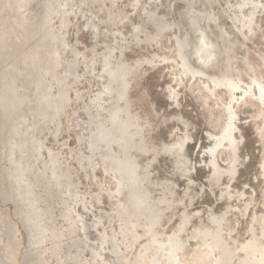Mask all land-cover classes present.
I'll list each match as a JSON object with an SVG mask.
<instances>
[{"label":"rangeland","instance_id":"1","mask_svg":"<svg viewBox=\"0 0 264 264\" xmlns=\"http://www.w3.org/2000/svg\"><path fill=\"white\" fill-rule=\"evenodd\" d=\"M71 1L64 5V0H0V30L4 32L0 33V61L4 62L0 65V264H127L139 252L145 262L151 260V220L141 214L126 222L119 210L124 206L127 213H132L128 200L134 189L127 185L131 169L123 171L113 158V154L118 153L117 148L114 147V153L106 154L111 142L97 137L104 126L113 125L112 112L119 114V126L134 122L153 131L154 136L146 140L142 138L145 127H140L139 144L131 147L135 152L132 170L140 179L138 192L147 193L150 199H159L168 193L169 184L173 186L176 202L165 210L159 225L155 226L167 244L169 232L176 228L179 217L183 216L187 221L180 235L181 246L172 256V264H200L204 260L205 264H240L249 239L257 240L264 249V239L255 231L246 229L245 221H241L234 211H227L224 224L220 223L217 213L221 207L216 204L221 191L229 188L232 191L233 182L245 164V155L240 152L243 147L238 139L241 138L242 142L246 131L247 136L264 131V93L260 95L259 89L264 87V5L250 0H225L226 4L222 3L224 0ZM60 6L64 10L58 13L54 9ZM234 8L238 10L234 11L235 14ZM55 13L59 17L64 16L69 27L59 26L60 18ZM240 14L243 18L236 26L238 30L243 28L242 32L232 29L233 21L230 19ZM253 14L256 17L253 20L254 33L250 34L246 24ZM45 15L48 16L46 22ZM203 33L212 51L214 49L213 63L195 57L199 37ZM70 37L89 48L90 59L75 51L77 46ZM68 39L70 44L65 43ZM182 42L186 44L183 53ZM8 54L12 55L11 58ZM38 55L42 58L43 67L36 74L29 75L30 61L27 58ZM183 55L188 69L183 66ZM110 59L124 70L131 68L127 74H133V77L123 79L120 74L109 77L105 66ZM46 68L55 69L64 79L65 69H70L73 75L72 80H66L69 86L66 87L65 102L52 115L44 107L41 95L33 97L38 90L40 74L50 84L51 96L58 93L56 78L50 71L46 72ZM228 80L242 85L234 90L238 94L237 99L233 97V90L227 87ZM108 83L110 90L106 89ZM242 90L249 92L240 93ZM94 94L99 95L97 104ZM191 94L201 97L195 101L196 104L202 102L209 110L216 107L226 111L225 123L218 131L195 123L183 112V103ZM245 97L251 100L253 109L243 120H251L252 124L247 126L249 128L241 125L242 132L236 131L232 135L238 141L233 166L222 164L218 155L228 143L216 149L214 162L220 174L207 182L205 175L209 167L201 161L210 141L206 137L219 138L226 130L229 118L237 120ZM168 98L172 101L167 103ZM130 103L132 107L138 104L134 114L128 106ZM59 110L64 112L60 114ZM119 126H112V139L121 135ZM169 128H173V132ZM162 132H168L167 136ZM183 140L188 143L182 144L180 141ZM263 143L264 140L257 142L262 158ZM118 146L121 150L122 141H118ZM167 148L170 155L161 159V152ZM185 158L188 164H185ZM180 159L185 165L181 168ZM184 175H188L190 183H184ZM66 183L67 190L64 187ZM262 193L260 204L264 207V191ZM200 197L208 198L209 206L202 207L198 203ZM254 199V193L243 198L239 208L251 204ZM195 206L198 208L194 209ZM205 215L211 219L207 220ZM192 216H196L194 219L199 223L194 222ZM209 220L217 226L211 222V227ZM132 221L137 222L135 224L143 234L139 241L133 237ZM208 225L211 228H207ZM215 228L220 230L218 236L219 233L224 235L219 239L224 245L217 244V234L211 235L217 237L215 242L210 238V234L216 232ZM39 230L43 234L37 240L35 234ZM57 232L60 234L56 235ZM208 246L214 248L212 255L207 251ZM226 246L229 257L225 258L223 247ZM166 248L165 251L170 247ZM162 254L159 255L160 262L167 264V256ZM259 257L264 263V254Z\"/></svg>","mask_w":264,"mask_h":264},{"label":"bare ground","instance_id":"2","mask_svg":"<svg viewBox=\"0 0 264 264\" xmlns=\"http://www.w3.org/2000/svg\"><path fill=\"white\" fill-rule=\"evenodd\" d=\"M71 0H64V5L65 4H67L68 2H70ZM73 1V0H72ZM71 1V2H72ZM104 1V0H103ZM146 1V0H145ZM209 1H213V0H209ZM225 1V0H224ZM264 0H250V2H253L254 4H256V2H258L259 3V5H261V6H263L264 4V2H263ZM121 2V1H120ZM119 2V3H120ZM126 2H128V1H126ZM108 3L110 4V2L108 1ZM130 3V2H129ZM142 3V2H141ZM149 3V2H148ZM222 3H227L226 1L225 2H222ZM252 3V4H253ZM70 4V3H69ZM101 4V3H100ZM122 4V3H121ZM25 5V4H24ZM81 5H82V2H81ZM219 5V4H218ZM217 5V6H218ZM18 6H20V4L19 5H16L15 6V8L14 9H16V7H18ZM129 6L130 5H128V8H129ZM134 6H136V7H139V6H137V5H134ZM226 6V5H225ZM123 7V6H122ZM131 7V6H130ZM133 7V6H132ZM228 7H230V6H228ZM63 7L62 6H60V7H56L54 10L56 11V12H58V13H60V12H62V10H64V9H62ZM80 8H81V6H80ZM85 8V7H84ZM84 8H81V9H84ZM133 8H135V7H133ZM105 9V8H104ZM228 9V8H227ZM2 10V9H1ZM80 10V9H79ZM78 10V11H79ZM122 10H125V8L124 9H122ZM130 10H132L131 8H130ZM135 10V9H134ZM221 10V9H220ZM235 10H237L236 8H234V10H232L233 12L235 11ZM81 11V10H80ZM133 11V10H132ZM238 11V10H237ZM14 12V11H13ZM52 12V11H51ZM104 12H106V11H104ZM122 12V11H121ZM127 12H130V11H127ZM222 12H223V10H222ZM116 13H118V12H116ZM132 13V12H131ZM225 13V12H224ZM227 14H228V12H226ZM63 14V13H62ZM107 14H108V12H107ZM128 14V13H127ZM233 14V13H232ZM234 14H235V12H234ZM55 15H59V14H56L55 13ZM102 15H104V14H102ZM230 15H231V12H230ZM60 16V15H59ZM58 16V18H60V20H59V26H66L67 25V22L68 21H66V18L64 17V16H61V17H59ZM68 16V15H67ZM106 16V15H105ZM108 16V15H107ZM126 16V15H125ZM233 16V15H232ZM255 16H256V14H255ZM7 17V16H6ZM44 17V21L46 20L47 21V19H48V16H43ZM99 18L101 17V16H98ZM117 17H118V15H117ZM127 17V16H126ZM128 17H131V16H128ZM230 17V16H229ZM240 19H239V18ZM98 18V19H99ZM115 18V17H114ZM242 18H243V16L241 17V14L240 15H238L237 16V18H231L230 17V19H232V21H233V23H232V29L233 30H235V29H237V31L238 32H242V31H244V29L243 28H241V26H240V28L241 29H239L238 30V28H237V26L236 25H240V23H241V20H242ZM247 18V17H246ZM254 18H256V17H254V14L252 15V17H251V20L249 21V23H248V21H247V24H246V26L249 28L248 30H249V33L250 34H253L254 32H253V20H254ZM8 19V18H7ZM13 19V18H12ZM57 19V18H56ZM69 19V18H68ZM101 19V18H100ZM102 19H105V18H102ZM244 20V19H243ZM22 21V20H21ZM24 21V20H23ZM45 21V22H46ZM240 21V22H239ZM119 22V21H118ZM17 23H19V22H17ZM115 23V22H114ZM71 24V23H70ZM116 24V23H115ZM231 24V23H230ZM58 25V24H57ZM68 26V25H67ZM71 26H72V24H71ZM70 26V27H71ZM120 26V25H119ZM244 26V25H243ZM242 26V27H243ZM57 27V26H56ZM69 27V26H68ZM74 27V26H73ZM46 29V28H45ZM60 29V28H59ZM58 29V30H59ZM61 29H62V27H61ZM72 29V28H71ZM75 29V28H74ZM57 30V31H58ZM73 30V29H72ZM56 31V32H57ZM74 31V30H73ZM14 32V31H13ZM64 32V31H63ZM245 32H247V29H246V31ZM259 32V31H258ZM0 33H4V32H2L1 30H0ZM31 33V32H30ZM74 33V32H73ZM73 33H72V35H73ZM71 34V33H70ZM237 34V33H236ZM259 34V33H258ZM75 35V34H74ZM247 35V34H246ZM257 36V35H256ZM261 36V35H260ZM75 37V36H74ZM73 37V38H74ZM258 37H256V39H257ZM70 41L73 43V44H75L76 46H77V49H75V51L77 50V52H79V53H82L83 55H84V57L85 58H89L90 59V57H89V53L91 52H89V48L86 46V45H84V44H82L81 42H78L77 40H76V38H74L73 39V41H72V38L70 37ZM166 39V38H165ZM23 40V39H22ZM262 42V41H261ZM65 43L66 44H70V42H69V39L68 40H66L65 41ZM192 43V42H191ZM191 43H188V44H191ZM197 43V42H196ZM232 45V44H231ZM234 45V44H233ZM232 45V46H233ZM105 46V45H104ZM190 46V45H189ZM216 46V45H215ZM230 46V45H229ZM33 47V46H32ZM105 47H107V46H105ZM180 47H181V50H182V53H183V51L185 50V48H186V44L184 43V42H182V43H180ZM100 48V47H99ZM231 48V47H230ZM229 48V49H230ZM32 49V48H31ZM235 49V48H234ZM91 50V49H90ZM100 50H101V48H100ZM31 51V50H30ZM74 51V52H75ZM97 51H98V49H97ZM108 51V50H107ZM136 51H137V49H136ZM179 51V50H178ZM213 51H214V49H213ZM212 51V49L210 48V46H209V43L205 40V34L203 33V34H201L200 35V37H199V41H198V44H197V48H196V52H195V57L197 58V59H199V60H202V61H204V62H211V61H213L214 60V56H213V52ZM99 52V51H98ZM104 52V51H103ZM229 52V51H228ZM230 52H231V50H230ZM230 52H229V54H230ZM181 53V52H180ZM76 54H78V53H76ZM132 54H134V53H132ZM129 55V54H128ZM134 55H136V54H134ZM8 56L11 58V54H8ZM77 56H79V55H77ZM91 56V55H90ZM133 56V55H132ZM179 56V55H178ZM182 56V55H181ZM131 57V56H130ZM228 58V57H227ZM51 59H53L54 60V58H51ZM87 59H85V62H86V60ZM27 60L28 61H30V66H29V72H28V74L29 75H34V74H36L38 71H40V69H41V67H43L42 66V58L41 57H39V55L37 56V57H28L27 58ZM180 60V59H179ZM196 61V60H195ZM90 62V61H89ZM114 61L112 60V59H110V60H108L107 61V63H106V66H105V68L107 67L108 68V74H109V77L110 76H114V75H116V74H120L121 76H122V78L124 79V77H133V74H131V75H129V74H127L128 73V71L131 69V68H129V69H126V70H124V69H122V67H120L119 65H117V64H114L113 63ZM183 66L186 68V69H188L189 67V65H188V63L185 61V59H184V55H183ZM3 60L1 59V61H0V65L2 66L3 65ZM87 63V62H86ZM116 63V62H115ZM135 63V62H134ZM211 63H213V62H211ZM258 64V63H257ZM9 65V64H8ZM52 65V64H51ZM88 66V65H87ZM47 69V68H46ZM45 69V71L46 72H51L52 73V76L53 77H55L56 78V82L58 83V88H59V90H58V93L57 94H55L54 96H51V86H50V84L45 80V78L42 76V74H40L39 75V77H38V79H37V83H38V90H37V92H35L34 93V95H33V97H35V96H39V95H41L42 96V100H43V104H44V107L45 108H47V109H49L52 113L50 114V115H52L54 112H56V110H57V108H58V106L59 105H62L65 101V94H67L66 92L68 91V89L66 88L67 86H69V85H66V80L68 81V79H71L72 80V78H73V75H72V72H71V70L70 69H65L64 70V73L63 74H65V79L63 78L64 76H62V74H58L57 73V71L55 70V69H53L52 71L50 70V69H47L46 70ZM63 70V69H62ZM58 71H59V69H58ZM123 73V74H122ZM154 75H158L159 76V74H157V73H155ZM120 76V77H121ZM149 76V75H148ZM119 77V76H118ZM119 77V78H120ZM115 78V77H114ZM148 78V77H147ZM163 78V77H162ZM146 79V78H145ZM152 79H153V77H152ZM218 79H220V78H218ZM70 80V81H71ZM148 80V79H147ZM149 80H151V79H149ZM148 80V81H149ZM154 80V79H153ZM156 81H157V78L155 79ZM159 80V79H158ZM126 81V80H125ZM146 81V80H145ZM218 81H220V82H222L223 83V81L222 80H218ZM7 82H9V80L7 81ZM72 82V81H71ZM122 82H123V80H122ZM121 82V83H122ZM150 82H152V80L150 81ZM73 83H75L74 81H73ZM124 83V82H123ZM153 83V82H152ZM68 84H70V82L68 83ZM149 84H151V83H149ZM226 84H227V87H229L230 89H232L233 90V97L235 98V99H237L238 97V94H237V92H235L234 93V90H236V89H239V87H240V85H238L236 82H234L233 80H228L227 82H226ZM76 85V84H75ZM159 85V84H158ZM77 87H78V84L76 85ZM123 86V85H122ZM242 86V85H241ZM76 87V88H77ZM164 87V86H163ZM188 87V86H187ZM81 88V87H80ZM122 88V87H121ZM264 88V87H263ZM262 87H260L259 89L261 90V92H260V95H262V93H264V89H263ZM82 89V88H81ZM106 89L107 90H110V86H109V83L106 85ZM258 89V91H260ZM123 90V89H122ZM162 90V89H161ZM186 90H187V88H186ZM190 90H191V88H190ZM189 90V91H190ZM226 90V89H225ZM22 91V90H21ZM101 91V90H100ZM188 91V92H189ZM79 92V91H78ZM77 92V93H78ZM163 92V91H162ZM193 92V91H192ZM247 92H249V90H242L240 93H247ZM76 93V94H77ZM195 93V92H194ZM123 94V93H122ZM121 94V95H122ZM126 94V93H125ZM124 95V94H123ZM80 96V95H79ZM196 96H198V94L196 95ZM195 96V94H191V95H188V99L187 100H185L184 101V105H183V108H182V110H184L183 112H185V114H187V115H189V117L191 116V118H193V121L195 122H198V123H200V125H203V126H206L207 128H212L214 131L216 130V131H218V129L219 128H221L222 127V125L225 123V118H226V116H227V114H226V111L223 109V108H218L219 110H217V108L215 107L214 108V110H209L207 107H205L204 106V103H202V102H197V104H196V102L195 101H198L197 99L198 98H201L200 96H198V97H196ZM246 96H248V95H246ZM79 98V97H78ZM186 98H187V96H186ZM248 98V97H247ZM247 98L245 97V99L244 100H246L245 102H241V104H240V111H239V114H238V118H237V120H235V118L233 119H230L229 118V122H228V125L226 126V130L223 132V134L218 138V137H211V136H208V137H206V138H209V142L207 143L208 144V146L206 147V151L204 152V155H205V157H202L201 158V161L202 162H204L205 163V166H208L209 167V171H208V173H206V175H205V181H207V182H211L214 178H216L219 174H220V169L218 168V167H216V164H215V162H214V157L216 156V149L218 148V149H220L222 146H225V144L226 143H228L227 144V146H225L226 148L225 149H223L222 151H220L219 152V159H220V162L222 163V164H224V165H231L232 164V166H233V164H234V151L236 150L237 151V148H238V141H237V139L236 138H233V134H235V132L236 131H238V132H242V130L240 129L241 128V125L242 126H245L246 128H249V127H247L248 125H250V124H252V122H251V120L249 121V120H247V121H244L243 120V118H245V116H248L250 113H251V111H252V109H253V105H252V103L249 101V100H247ZM93 99L96 101V100H98L99 99V95L98 94H94L93 95ZM125 99H126V97H125ZM160 99V98H159ZM183 99H184V97H183ZM233 99V98H232ZM171 100V98H168V99H166V102L168 101V102H171L170 101ZM39 101V100H38ZM199 101H203V99L201 100V99H199ZM79 102V101H78ZM167 102V103H168ZM93 103H94V101H93ZM121 103V102H120ZM160 103V102H159ZM182 103V102H181ZM33 104V103H32ZM80 104V103H79ZM95 104H97V101H96V103ZM118 104V103H117ZM124 104V103H123ZM157 104V103H156ZM163 104H165V103H163ZM37 105V104H36ZM120 105V104H119ZM122 105V104H121ZM165 105H167V104H165ZM107 106V105H106ZM127 106V105H126ZM125 106V107H126ZM129 108L133 111V114H134V111L137 109V107H138V104L137 103H135V105L132 107V103H130L129 105ZM161 106H162V104H161ZM160 106V107H161ZM109 107V106H108ZM118 107V106H117ZM123 107V106H122ZM163 107H164V105H163ZM167 107V106H166ZM170 107V106H169ZM39 108V107H38ZM118 108H120V107H118ZM32 111V110H31ZM60 111V110H59ZM64 112V110H61L60 111V114L61 113H63ZM126 112V111H125ZM124 112V113H125ZM130 112V111H129ZM182 112V113H183ZM128 113V112H127ZM122 114V113H121ZM125 115V114H124ZM186 115V116H187ZM131 117V116H130ZM188 117V116H187ZM243 120V121H241L240 120V118ZM32 118V117H31ZM128 119H129V116L127 117ZM247 118V117H246ZM245 118V119H246ZM132 119V118H131ZM239 119V120H238ZM50 121H51V119H49ZM55 121V120H54ZM109 121V120H108ZM111 121H112V123H113V125L116 127H118L119 126V124L121 123V121L119 120V114L116 112V113H113L112 112V116H111ZM110 121V122H111ZM109 122V123H110ZM195 122V123H196ZM162 123V122H161ZM237 123H239L238 125H237ZM243 123V124H242ZM254 123V122H253ZM112 125V126H113ZM167 125V124H166ZM263 125V124H262ZM46 126V125H45ZM112 126L111 127H101L102 129L99 131L100 133V135H98L97 137H99L100 136V138H101V140H104V141H110L111 143L109 144V146H108V148H106V150H105V153L106 154H112V153H114L115 151H114V147H116L117 148V150H118V153H116V154H113V158H114V160H116V161H118V163L121 165H118L120 168H122L123 169V171H127L128 169H131V170H129L128 172H129V176H128V181H127V185L129 186V187H132L133 189H134V192H133V194L129 197V200H128V205H129V207L131 208V210H132V213L131 214H129V213H127V211H126V208L124 207V206H122V207H120V214H121V217H122V219L124 220V221H129V220H131V219H134L135 217H138L139 215H141V214H145L150 220H151V225H150V227H149V232L151 233V235H152V238H151V241L152 242H150V245H149V248H151L152 250H150V251H152L153 252V256H152V258H150L151 260L149 261V262H145L144 261V259L142 258V253H140L139 252V254L138 255H136L135 256V258L133 259V260H131L130 262H127V264H161V262H160V259H159V255L160 254H162V255H166L167 256V264H172L173 262H172V259L174 258V257H172L173 256V254H174V252L176 251V249L177 248H179V246H181V243H180V238H181V231H183V227H184V222L186 221H184V217L183 216H181V217H179V221H178V223L176 222V228L172 231V232H169L170 234H169V237H168V243L167 244H165V242L162 240V237H161V232H158L157 231V228L155 227V226H157V225H159V223H160V220L162 219V217H163V215H164V213H165V210H167V209H169L170 207H172V206H174V204H175V202H176V194H175V191L173 190V186L171 185V184H169L168 185V193L167 194H165V195H163V196H161L159 199H150V196L147 194V193H141V192H138L139 191V186H140V179H139V177H137L136 175H135V173H134V171L132 170V164L134 163V153L135 152H132V148H135V146L137 145V144H139L138 143V139H139V137H140V135L138 134L139 133V130H141L140 129V127H145L144 125H141V124H138V123H131V124H126V123H123L122 124V126H119L120 128H119V130L121 131V135L120 136H117L115 139H112ZM174 126V125H173ZM178 126V125H177ZM253 126H255V124L253 125ZM171 127V126H170ZM251 127H252V125H251ZM55 128V127H54ZM57 128V127H56ZM163 128L164 127H162V130H163ZM175 128V127H174ZM183 128V127H182ZM244 128V127H243ZM242 128V129H243ZM246 128L245 129H243V130H246ZM143 129V128H142ZM169 129H171V128H169ZM173 129V128H172ZM171 129V131L173 132V130ZM180 129V128H179ZM239 129H240V131H239ZM251 129V128H250ZM255 129H256V127H255ZM145 131H143V137L142 138H144V139H146V140H150L151 138H152V135L154 136V134H153V131L151 130V128H146L145 127V129H144ZM166 130V129H165ZM164 130V131H165ZM168 130V129H167ZM174 130H176V132L178 131L177 129H174ZM247 130H249V129H247ZM13 131V130H12ZM170 131V130H169ZM179 132V131H178ZM177 132V133H178ZM254 132V131H253ZM160 133H161V130H160ZM168 132H164V134H163V132H162V135H166ZM170 133V132H169ZM16 134H18V133H16ZM49 134V133H48ZM171 134V133H170ZM173 134V133H172ZM242 134V133H241ZM247 134V131L245 132V134H244V136H245V138H244V140L241 142V136H239V138L240 139H238L239 141H240V143L242 144V147L243 148H241L242 150L240 151V152H242L244 155H245V164L241 167V169H240V172L238 173V178L236 177V179H235V181L233 182V186L231 187L232 188V191H231V189L229 188L228 190H226V191H221L220 192V194L218 195L217 193V195H218V199H217V207H218V205H220V207H221V209L219 210V212L217 213V217H218V220H219V222L220 223H222V224H224V220H225V218L226 217H224L225 216V213L227 212V211H234L235 212V215L236 216H239L240 218H241V221L242 220H244L245 221V228L246 229H248L249 228V230H253V231H255L256 232V234L257 235H259L260 236V238H263L264 239V207L260 204V196H261V194L263 195V191H264V158H262V156L260 155V153L258 152V150H257V147L259 146L258 144H257V142H259V140L261 141V140H264V131H259V132H257L255 135H252V136H247L246 135ZM248 134H249V132H248ZM250 134H251V132H250ZM219 135V134H218ZM239 135H240V133H239ZM167 136V135H166ZM176 136V135H175ZM242 136H243V134H242ZM246 137H247V139H246ZM18 138V137H17ZM173 138V137H172ZM236 139V140H235ZM12 140V139H11ZM93 141V140H92ZM118 141H122V147H121V150H120V148H119V146H118ZM13 145H15V142H14V139L12 140V141H10ZM18 142V141H17ZM182 144H184L185 142H187V141H180ZM180 142H178V143H180ZM120 143V142H119ZM188 143V142H187ZM264 144V143H263ZM10 145V144H9ZM12 145V146H13ZM178 145V144H177ZM181 145V144H180ZM258 145V146H257ZM49 146H51V145H49ZM132 147V148H131ZM152 147V146H151ZM176 147V146H175ZM187 148V147H186ZM185 148V149H186ZM240 148V147H239ZM261 148V147H260ZM181 149V148H180ZM262 149V148H261ZM264 149V148H263ZM192 150V149H191ZM178 151H179V149H178ZM252 151H255L256 152V154H254V152H252ZM175 152V151H174ZM179 152H181L182 153V150L181 151H179ZM239 152V153H240ZM258 152V153H257ZM185 153V152H184ZM175 155H177L176 153H174ZM173 154V155H174ZM238 154V153H237ZM15 155V153H14V151H13V155L12 156H14ZM166 155H170V150L167 148L165 151H163V152H161V156H160V158L162 159V157H164V156H166ZM110 156V155H109ZM172 156V155H171ZM178 156V155H177ZM180 156V155H179ZM241 156V155H240ZM243 156V155H242ZM167 157V156H166ZM178 159H179V157H177ZM177 158H175V159H177ZM181 158V157H180ZM168 159H170V158H168ZM173 160H174V158H173ZM185 160H186V158H185ZM198 161H199V159H198ZM176 162V161H175ZM182 162V160L180 159V163ZM189 162V161H188ZM208 163V164H207ZM244 163V162H243ZM181 164H183V162L181 163ZM185 164H188L187 163V160H186V162H185ZM117 165V164H116ZM136 166V165H135ZM181 166H185L184 164L183 165H180V168H181ZM231 166V167H232ZM173 167H174V165H173ZM193 167V166H192ZM211 167V168H210ZM118 168V167H117ZM136 168V167H135ZM178 168V167H177ZM190 168V167H189ZM188 168V165H187V169H189ZM200 168V167H199ZM204 169V168H203ZM181 170V169H180ZM179 170V171H180ZM185 170V169H184ZM190 170V169H189ZM202 170V169H201ZM187 171V170H186ZM164 172V171H163ZM169 172H170V170H169ZM201 172V171H200ZM203 172H205V170H203ZM181 173H183V172H181ZM178 174H180L179 172H178ZM170 175V174H169ZM177 175V174H176ZM204 175V174H203ZM177 176H179V175H177ZM177 176L175 177L174 175H173V177L174 178H176L177 179ZM190 176H191V174H190ZM196 176V175H195ZM180 177V176H179ZM193 177H194V175H193ZM179 179V178H178ZM180 179H182V178H180ZM203 179V178H202ZM230 179V178H229ZM226 180H228V177L226 178ZM231 180V179H230ZM118 181V180H117ZM177 181V180H176ZM183 181H184V183L185 184H187V183H190V179H189V177H188V175H184V177H183ZM182 181V182H183ZM118 183H121V182H119L118 181ZM173 183V182H172ZM229 183V182H228ZM193 186V185H192ZM65 190H67L69 187L67 186V183L65 184ZM198 190V189H197ZM187 192V191H186ZM219 192V191H218ZM201 193V192H200ZM254 193V195H256V199H254V201H252V203L251 204H249V205H247V206H245L244 207V205H242L243 206V208L241 209V208H239V206L238 205H240L241 203H242V200H243V198H246L247 196H249V195H252V194ZM202 194V193H201ZM201 194H199V195H201ZM216 195V196H217ZM251 197V196H250ZM255 197V196H254ZM195 200H197V199H195ZM245 200V199H244ZM249 200H250V198H249ZM206 201H209L208 200V198L206 199H204V198H202V197H200L199 199H198V203L202 206V207H207V206H209L207 203H209V202H206ZM211 201V200H210ZM263 203V202H262ZM194 205H195V202H194ZM215 205V204H214ZM213 205V206H214ZM235 205H237V206H235ZM191 206H193V205H191ZM241 206V207H242ZM147 207V208H146ZM197 206H195L194 207V209L196 208ZM201 207V208H202ZM192 208V207H191ZM198 208V207H197ZM219 208V207H218ZM193 209V208H192ZM195 211V210H194ZM218 211V210H217ZM190 212V211H189ZM192 212V211H191ZM194 213V212H193ZM205 214H207V213H205ZM209 214V213H208ZM187 215V214H186ZM186 215H185V217H186ZM198 215V214H197ZM210 215V214H209ZM188 216V215H187ZM190 216V215H189ZM188 216V218L190 219L191 218V216L189 217ZM203 216V215H202ZM202 216H199L198 218H200V217H202ZM208 216V215H207ZM206 215L204 216L207 220L208 219H211V218H208V217H211V215L210 216H208L207 217ZM236 216H234L235 218H236ZM230 217V216H229ZM194 218H196V216L194 217V216H192V219H194ZM197 218V219H198ZM136 219V218H135ZM183 219V220H182ZM191 219V220H192ZM205 219V221H207ZM195 220V221H194ZM193 221L194 222H196V223H199V222H197L196 221V219H194ZM201 220H202V218H201ZM229 220V219H228ZM135 221V220H134ZM134 221H132L134 224H133V237L135 238V239H137L138 241L140 240V238L142 237V235L143 234H141L140 232H139V228H138V226H137V224H135V223H137V222H134ZM203 221H204V219H203ZM210 221V220H209ZM240 221V219L239 220H237L236 222H235V225L238 223ZM243 221V222H244ZM187 222V221H186ZM189 222V221H188ZM191 222V221H190ZM201 222V221H200ZM211 222L212 221H210V222H208V224L211 226ZM216 222V221H215ZM206 223V225H207V222H205ZM233 223V222H232ZM80 225V227H81V230H83L82 228V224L81 223H79ZM170 224V223H169ZM204 224V223H203ZM203 224H201L202 226H204ZM212 224L215 226H217V223L215 224V223H213L212 222ZM171 225V224H170ZM193 225H195V224H193ZM201 225H198V226H201ZM208 225V226H209ZM201 226V227H202ZM207 227V228H211V227H213V226H211V227ZM244 226V225H243ZM243 226H239V227H243ZM174 227H175V225H174ZM186 227V226H185ZM184 227V228H185ZM188 227V226H187ZM193 227V226H192ZM196 227V226H195ZM200 227V228H201ZM219 227V226H218ZM221 227V226H220ZM223 227V226H222ZM189 228H191V227H189ZM199 228V227H198ZM199 228V229H200ZM205 229H206V226H204V231H205ZM216 230V232H213V233H211V231L209 230V233H211L210 234V238L212 239V240H214V239H216L217 237H218V241H217V244H218V242H220L219 241V239H221V237L222 236H224L223 234H222V236H220V234L221 233H219V236H218V231H220V230H218L217 228H215ZM240 229H242V228H240ZM132 230V229H131ZM185 230V229H184ZM191 230H193L194 231V229H191ZM190 230V231H191ZM202 230V229H201ZM201 230H199L200 232H201ZM212 230V229H211ZM233 230V229H232ZM243 230V229H242ZM214 231V230H213ZM185 232V231H184ZM195 232V231H194ZM199 232V233H200ZM206 232H208V229H206ZM232 232V231H231ZM168 233V232H167ZM191 233H192V231H191ZM198 233V232H197ZM199 233H198V235H199ZM205 233V232H204ZM203 233V234H204ZM42 234H43V231L41 230H39L38 232H36V234H35V238H37V240L38 239H40L41 237H42ZM60 233H56V235H59ZM194 235H197V234H195V233H193ZM202 234V233H201ZM215 234H217L216 236L217 237H212L211 235H213V236H215ZM83 235V234H82ZM192 234H190V236H191ZM194 235H192L191 237H193V238H195V236ZM205 235V234H204ZM167 236V235H166ZM185 236V235H184ZM183 236V237H184ZM186 236H189V235H187L186 234ZM207 236V235H206ZM227 236V235H226ZM197 237V236H196ZM190 238V237H189ZM188 238V239H189ZM167 239V238H166ZM184 239L186 240V238L184 237ZM187 239V240H188ZM206 239V238H205ZM190 240H193L192 238H190ZM189 240V241H190ZM207 240H209V239H207ZM216 240H214V242H215ZM213 242V243H214ZM224 242H225V240H224ZM221 243V242H220ZM184 244V243H183ZM193 244H195V243H193ZM192 244V245H193ZM215 244V243H214ZM261 243H259L257 240H251V239H249V242H248V245H246V253L241 257V259H240V264H264L263 263V258L261 259L259 256H262L263 254H264V249H263V245L261 244ZM147 245H148V242H147ZM191 245V246H192ZM221 245H224V244H222L221 243ZM167 246H169L170 248L167 250V251H165L167 248ZM219 246V245H218ZM21 247V246H20ZM194 247V246H193ZM192 247V248H193ZM145 248V246L143 247V249ZM146 248H148V247H146ZM208 252H209V254H211L212 253V251H214V248L212 247V246H208ZM235 249H237V247L235 248ZM145 250V249H144ZM222 250V249H221ZM223 256L226 258V257H229V255H227L228 253H229V250H228V247L226 246V247H223ZM146 251H147V249H146ZM147 253V252H146ZM218 253V252H217ZM207 254V253H206ZM214 254V253H213ZM212 255V254H211ZM216 255V254H215ZM227 255V256H226ZM218 256H220V255H218ZM13 257V256H12ZM212 257V256H211ZM214 257V256H213ZM231 257V256H230ZM233 257V256H232ZM231 257V258H232ZM209 259V258H208ZM229 258H227V261H229L228 260ZM214 260V259H213ZM216 260V259H215ZM217 260L219 261V259L217 258ZM232 260V259H231ZM212 261V260H211ZM205 262H206V260H204V261H202L200 264H205ZM225 262V261H224ZM126 263V262H125ZM124 263V264H125ZM208 263H209V261H208ZM211 263V262H210ZM230 263V262H229ZM207 264V263H206ZM238 264V263H237Z\"/></svg>","mask_w":264,"mask_h":264}]
</instances>
